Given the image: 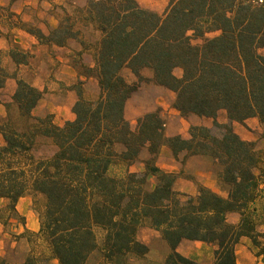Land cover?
<instances>
[{"label": "trees", "instance_id": "trees-1", "mask_svg": "<svg viewBox=\"0 0 264 264\" xmlns=\"http://www.w3.org/2000/svg\"><path fill=\"white\" fill-rule=\"evenodd\" d=\"M79 13L81 24L97 35L89 45L73 27L76 17L67 14L46 32L21 25L50 49L79 44L71 63L77 98L74 118L62 125L52 113H33L43 92L21 78L10 101L3 103L0 225L18 221L21 234L42 240L48 253L29 252L17 263L0 257V264H86L98 248L109 264H125L128 256L142 258L149 251L136 236L145 222L170 249L161 264H198L176 250L182 240L212 245V264H237L235 245L241 237L264 258L258 240L263 233L256 229L252 206L259 152L231 126L251 117L264 124V55L259 52L264 0H168L161 14L136 0H87ZM194 38L201 39L198 46ZM85 52H91L92 64L83 62ZM9 57L15 67L26 65L15 51ZM176 68L180 76L174 75ZM124 69L139 82L146 79L174 92L173 107L182 116L211 118L212 124L190 126L188 138L166 136L159 114L147 112L131 128L124 105L139 83L128 82ZM144 69L150 77H143ZM6 76L0 58V88ZM89 80L97 89L93 98L84 95ZM220 111L226 123L218 122ZM48 145V152L36 153ZM162 146L174 158L184 152L213 159L226 195L205 186L195 196L176 191L175 173L156 164ZM143 150L147 157L141 169L132 171ZM149 177L154 184L147 188ZM26 195L38 215L37 232L24 226L16 209ZM232 212L239 215L236 223L227 221Z\"/></svg>", "mask_w": 264, "mask_h": 264}, {"label": "rangeland", "instance_id": "rangeland-1", "mask_svg": "<svg viewBox=\"0 0 264 264\" xmlns=\"http://www.w3.org/2000/svg\"><path fill=\"white\" fill-rule=\"evenodd\" d=\"M21 1H31V5L25 10L24 17L28 21H22L13 18L11 21L5 19L0 20V38L4 41V45L0 46L1 64L6 70V78L4 84L0 88V116L4 114L3 103L10 101L11 95L16 87V79L21 78L30 83L37 89L43 92L42 99L36 104L33 113L36 115H43L48 112L50 108L54 109V120L58 124L62 121H68V116L72 115V101L75 102L77 95L74 85L77 82V76H70L64 67L67 62L70 66L75 52L79 49V44L76 41H71L67 47L52 48L46 45L34 44L27 48L22 47L17 42L16 32L13 28L21 27L25 22L30 27H38L46 32L49 27H52L51 22L53 18L56 20L65 17L67 14L71 19L76 17L73 27L79 29L80 37L86 44L96 38V33L92 30L90 25H82L78 18H80L79 9L86 6L87 0H6V3H11L16 6V3L21 5ZM39 1V5L35 4ZM138 4L146 9L163 13L167 7L168 0H141ZM2 6H0V14L3 13ZM78 11V12H77ZM53 17V18H52ZM23 24V25H24ZM25 26V25H24ZM215 33H210L212 36ZM201 39H192V44L198 46ZM89 45V44H88ZM16 52L17 58L26 62V65L15 67L9 57V52ZM22 51V52H21ZM259 52L264 55V47L259 49ZM84 63L92 64L91 52L82 54ZM75 62V60H74ZM74 70V69H73ZM75 71V70H74ZM14 72L16 77H14ZM143 77H150L151 71L144 69L141 71ZM174 75L180 76L181 70L176 68L173 71ZM123 75L128 82H136V78L128 69H124ZM138 87L131 93L124 105V116L131 128L135 127L136 119L147 112H157L161 117L164 126L163 132L166 136L179 135L183 138L189 137V128L192 125L212 124L211 118L198 117L196 115L182 116L174 107V92L157 85L149 80L137 81ZM84 95L87 98H93L96 95L97 89L93 80H89L83 87ZM71 101V103H70ZM217 120L220 123H226L227 117L224 111H220L217 115ZM64 121V122H65ZM60 125V124H59ZM62 125V124H61ZM232 129L237 133L241 139L251 141L259 152V167L254 169V173L258 178V190L252 206L256 211L258 232L263 233L258 240L264 244V199L261 193V185L264 183V124L258 118L251 117L243 122H231ZM50 146L39 148L36 152L44 154L48 152ZM163 148H168L162 146ZM160 148L159 154L156 158V164L164 171L175 173L176 180L174 182V189L180 193L195 196L199 186H205L220 195H226L227 186L219 178L220 166L210 157L200 155H190L184 152L178 154L174 158L170 152ZM147 157L146 150H143L139 161L134 163L131 167L132 171L141 169V160ZM171 169V170H170ZM154 184V179L149 177L146 187L150 188ZM18 214L24 217V226L32 232L38 230V215L32 205V198L30 195L22 197L16 205ZM235 213V212H234ZM228 213L226 218L230 223H234L237 219L238 213ZM239 218V215H238ZM23 226L16 220H11L6 226L0 225V257L8 262L17 263L22 261L29 252L36 255H47L48 250L46 244L30 234H21ZM137 239L148 246L149 253L142 258L128 256L125 264H161L160 257L163 251V238L159 232L150 227L148 222L139 226ZM28 238L31 239L28 241ZM98 241H101L102 234L97 231ZM207 244V243H206ZM206 248L204 245L198 247L194 246L199 255V264H209L213 262V246L210 244ZM237 251H246L252 258L254 263L264 264V258L257 256L258 248L254 247L248 238L239 240L235 245ZM187 249L179 248L180 253H184ZM190 250V249H189ZM248 261V260H247ZM53 264H56L52 261ZM86 264H109L102 258V254L96 249L89 257ZM212 264V263H211Z\"/></svg>", "mask_w": 264, "mask_h": 264}, {"label": "crops", "instance_id": "crops-1", "mask_svg": "<svg viewBox=\"0 0 264 264\" xmlns=\"http://www.w3.org/2000/svg\"><path fill=\"white\" fill-rule=\"evenodd\" d=\"M5 1L6 0H0V6H2V10H3V13L0 14V20L2 19H5L7 21H11L13 18L16 17L17 21L18 20H22V21H28V19H26L24 17L25 15V10L28 9L31 5V1H21V5L19 6V3H16V6L11 4V3H6V7H3L5 5ZM136 1H141V0H136ZM164 1V0H162ZM35 4L39 5V1H36ZM53 18V17H52ZM51 22V25H56L57 24V20L55 18H53ZM13 30L16 32V37H17V42L24 48H27L31 45H34V44H38L36 38L31 35L30 33H28L26 30L20 28V27H14ZM4 45V41H2V38H0V46H3ZM53 48H58V47H53ZM66 66L65 70L66 72L70 75V76H75L76 75V72L73 70V68L67 63L65 62L64 63V67ZM71 103V101H70ZM73 104V101L71 103V105ZM49 113H54V109L50 108ZM74 118V115H70L68 116V119L66 120H72ZM65 121V120H64ZM64 121L58 123V124H63ZM235 122V121H234ZM233 124V122H232ZM164 149V151L168 152L169 151V148H163L162 147V150ZM171 170V169H170ZM263 186V188H262ZM261 193L263 195V199H264V183L261 185ZM232 214L236 215L234 212H232ZM238 220V215H237V219L236 221H234V223H236ZM160 235V233H159ZM246 237H241L240 240H244ZM163 240V239H162ZM164 243L162 248H163V253L160 257V262L162 263L163 260L165 259V257L167 256V254L170 252V249L167 245V243L165 241H163ZM204 245L206 248H211L209 247V245H207L205 242H201V241H197V240H182L180 242V244L178 245L177 247V251L180 253L179 251V248L181 247H184L186 248L187 250L184 251V253H181L182 255L196 261L198 264L200 263V258H199V253L196 249H192V247L194 246H202ZM190 249V250H189ZM149 253V252H148ZM235 255H236V263L237 264H253L254 263V258H252L246 251H243V250H240V253L239 251H237L235 249ZM248 260V261H247ZM212 261L209 263L211 264ZM260 262H258L257 264H259Z\"/></svg>", "mask_w": 264, "mask_h": 264}]
</instances>
